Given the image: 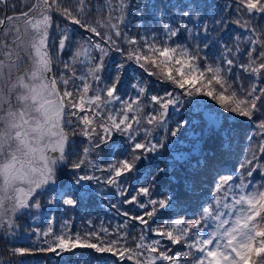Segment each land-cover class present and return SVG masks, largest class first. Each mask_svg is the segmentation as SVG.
Returning a JSON list of instances; mask_svg holds the SVG:
<instances>
[{
  "label": "snow or ice",
  "instance_id": "1",
  "mask_svg": "<svg viewBox=\"0 0 264 264\" xmlns=\"http://www.w3.org/2000/svg\"><path fill=\"white\" fill-rule=\"evenodd\" d=\"M21 2L0 0V264H264V0Z\"/></svg>",
  "mask_w": 264,
  "mask_h": 264
},
{
  "label": "trees",
  "instance_id": "2",
  "mask_svg": "<svg viewBox=\"0 0 264 264\" xmlns=\"http://www.w3.org/2000/svg\"><path fill=\"white\" fill-rule=\"evenodd\" d=\"M13 3L17 4V8H16V11H20L21 10V7L23 6L22 5V2L21 0H12ZM137 2V0H132V3L135 4ZM135 23V21H134ZM247 84V82H245ZM175 119H182L183 118V115L182 114H177L176 117H174ZM235 128L237 130V132L239 133V135L237 136V143L240 145V148H244L246 146V139H245V133L249 130V126L245 123H243L242 121H236L235 122ZM220 166L225 169L224 172H221V174H228L227 173V170L228 169H235L236 167V158L234 156H225L223 158V160L220 162ZM211 188H212V185L209 183L205 186V194L207 195L208 193H210L211 191ZM88 211H90L92 213V216L93 217H99V218H103L105 219L106 221L108 220H111L113 221V223H115V221L113 220V214L112 212L107 209V210H104V208L99 204H90L89 205V208H88ZM81 212H83V209L81 210ZM80 213H76V212H67V214L65 215L64 214V211L60 210L58 213H57V227H58V224L59 222H61L62 220L64 219H68L69 217H72L73 218V229H76V228H80L82 227V221L80 219ZM95 223H99V220L97 219L95 221ZM85 255H88V252L86 251L85 252ZM65 260H68V257L66 256L65 257ZM63 264V262H62Z\"/></svg>",
  "mask_w": 264,
  "mask_h": 264
},
{
  "label": "rangeland",
  "instance_id": "3",
  "mask_svg": "<svg viewBox=\"0 0 264 264\" xmlns=\"http://www.w3.org/2000/svg\"><path fill=\"white\" fill-rule=\"evenodd\" d=\"M104 208V207H103ZM63 209H61V211H62ZM104 210H107V208H104ZM64 211V210H63ZM60 223V222H59ZM58 227H59V224H58Z\"/></svg>",
  "mask_w": 264,
  "mask_h": 264
}]
</instances>
